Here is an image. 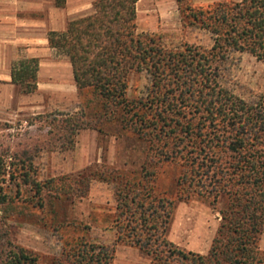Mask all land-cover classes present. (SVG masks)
<instances>
[{
  "label": "trees",
  "instance_id": "trees-1",
  "mask_svg": "<svg viewBox=\"0 0 264 264\" xmlns=\"http://www.w3.org/2000/svg\"><path fill=\"white\" fill-rule=\"evenodd\" d=\"M139 0H96L92 13L70 20L63 32H49L48 43L71 64L74 84L83 101L63 114L64 139L73 148L80 130L120 128L147 143L137 177L119 172L103 177L114 184L115 244L136 248L153 264H260L258 241L264 231V92L247 102L219 83V64L229 51L248 53L264 63V0L216 2L196 6L176 0L184 27L213 36L209 50L184 43L167 49L160 36L139 32ZM38 59L13 64L12 83L22 94L37 90ZM146 73L144 98H129V76ZM0 154V204L7 202L2 184L30 187L37 206L44 195L68 196V178L38 181L29 154ZM177 164V198L197 195L216 204L221 221L206 256L187 252L166 234L174 200L154 188L158 168ZM114 250L87 238V227L64 240L56 264H113ZM3 264H39L38 255L7 243Z\"/></svg>",
  "mask_w": 264,
  "mask_h": 264
},
{
  "label": "rangeland",
  "instance_id": "rangeland-1",
  "mask_svg": "<svg viewBox=\"0 0 264 264\" xmlns=\"http://www.w3.org/2000/svg\"><path fill=\"white\" fill-rule=\"evenodd\" d=\"M173 20L179 27L171 26L164 33H146L160 36L167 49L179 48L184 43L206 50L212 47L210 33L184 27L179 17ZM218 75L223 88L247 102H254L264 92V63L248 53L229 51L219 64ZM149 85L146 73L131 74L128 97L144 98ZM82 101L78 93L68 98L38 95L34 115L0 120V154L6 162L13 159V153L26 151L32 158L33 176L38 181L68 178L74 183L68 196L46 193L41 209L30 187L18 188L6 177L2 193L8 199L0 204V264L8 242L36 253L39 264H56L64 240L79 235L83 227H87L91 242L114 250L113 264H153L152 258L138 249L115 244V188L103 180L115 172L137 177L148 145L123 131L118 123H109L102 126L101 132L78 131L73 148H68L69 144L60 138V119L63 114L77 111L75 108L79 109ZM179 175V165L164 163L154 181L155 191L175 202L166 236L179 248L206 256L216 236L225 199L221 197L216 204L197 195L178 199ZM258 247L264 253V231Z\"/></svg>",
  "mask_w": 264,
  "mask_h": 264
},
{
  "label": "crops",
  "instance_id": "crops-1",
  "mask_svg": "<svg viewBox=\"0 0 264 264\" xmlns=\"http://www.w3.org/2000/svg\"><path fill=\"white\" fill-rule=\"evenodd\" d=\"M96 0H0V120L35 114L36 96L68 98L78 93L69 59L51 48L49 32H63L68 21L88 15ZM241 0H193L200 5ZM180 18L176 0H139V32L164 33ZM181 22V21H180ZM38 59L37 90L22 94L12 83L13 64ZM78 110V108H75Z\"/></svg>",
  "mask_w": 264,
  "mask_h": 264
}]
</instances>
